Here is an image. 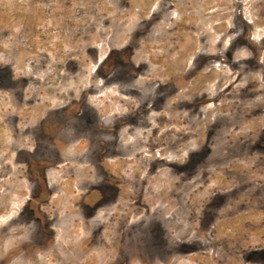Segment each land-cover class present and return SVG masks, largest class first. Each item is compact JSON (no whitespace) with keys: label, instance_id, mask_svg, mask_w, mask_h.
Returning a JSON list of instances; mask_svg holds the SVG:
<instances>
[{"label":"rangeland","instance_id":"obj_1","mask_svg":"<svg viewBox=\"0 0 264 264\" xmlns=\"http://www.w3.org/2000/svg\"><path fill=\"white\" fill-rule=\"evenodd\" d=\"M74 116L41 180L40 121ZM44 223L51 249L28 248ZM170 234L204 241L173 264H264V0H0V264L112 263L119 246L171 264Z\"/></svg>","mask_w":264,"mask_h":264},{"label":"flooded vegetation","instance_id":"obj_2","mask_svg":"<svg viewBox=\"0 0 264 264\" xmlns=\"http://www.w3.org/2000/svg\"><path fill=\"white\" fill-rule=\"evenodd\" d=\"M132 48H124L120 53L119 56H121L122 59H124V61H120V63L125 66H128V70H127V74L124 75L125 77H130L133 78L137 75H139L142 71V69L140 70L139 68L136 69L133 64L131 63V57H132ZM109 59V56L105 57L104 61L102 62L103 64ZM104 80L105 84H109L110 83V75L108 73V71L106 73H104L101 77ZM127 81H130V79H128ZM162 88L164 86H167L168 89L167 90H171V92H174L175 86L174 83H164L162 84ZM155 94V93H154ZM155 103V102H154ZM151 102V107L152 109H156L158 106L156 104H154ZM59 112H56L54 115L59 116ZM50 114H48L46 117H48ZM44 117L40 123L39 126L41 127L43 125V123L48 122L47 126L48 129L47 131H50L49 133H41V134H37L34 136L35 138V143H34V148L32 149V151H30L29 153H26L27 156V164H41L40 166H36L38 169V172L41 174V180H45V173L47 171L48 168L50 167H54L59 165L62 161V156L61 155V150L67 146L70 142L73 141V139L76 138L77 135L73 134L72 132L75 131L73 128V125L70 124L71 121L74 120L75 124H78V121L80 122V124H84V120L81 117H77L74 116L72 118H70L69 120H63L61 118H56V122H49L48 118ZM130 124H133V122H131ZM46 129V128H45ZM46 131V130H45ZM70 132V133H67ZM77 132V131H76ZM81 137H85L88 141H90L91 143L95 142V144H97V149L98 150H102V148L104 149V152L101 153V156L104 155V157L106 158H111L115 156V153L113 149L114 146L118 147L119 149V140L117 143V139L115 138V136H113L110 140L108 139V136L104 135L103 137H101L100 139H94L91 138L88 134H79ZM104 142V144H103ZM89 149L91 150V153L89 154L84 153L83 155H81L82 157L84 156V158H80L81 161L87 162V163H92L91 161L93 160V158L91 156L93 151H94V146L89 144ZM96 151V150H95ZM64 156L69 153V151L67 152V150H64ZM110 154V155H109ZM80 156V157H81ZM66 157V156H65ZM67 158V157H66ZM188 170V168H187ZM221 200L225 201L226 197H219ZM36 199L35 197L31 200ZM116 199L115 196H111L110 194H108L107 196H105L106 202H113ZM45 201V199L43 200ZM88 210V208H87ZM91 210V209H90ZM89 210V211H90ZM46 220V219H44ZM203 226V225H202ZM92 233V232H91ZM188 232L184 233V236L187 235ZM92 236V234H91ZM91 236L89 238H91ZM173 234H170L169 236V246H168V253H167V258L168 261H170L171 264H173V259L176 258H186L188 254L197 251L200 247H202L201 243H204V241L201 240H197L196 239V235H192L190 237H188L189 239L186 240L187 241H192V245L186 246V247H176L174 246L175 242H179V243H183L184 241L181 240V238H177L176 240L173 239ZM54 240H55V234L52 231V226L50 223H44L43 225L39 224V228L38 230H36V236H30L27 240H26V246L28 248H35V250L38 251H47L49 249H51L52 245L54 244ZM89 245L91 246L93 244L92 239L88 240ZM121 243H124V239L121 240ZM187 244V243H186ZM71 245V243H70ZM123 246H119L117 247V255H115V257L113 258V260L115 262H105L103 264H125L123 256L121 255V251ZM140 252V251H139ZM33 253V251H32ZM65 257L67 259H73L76 258V253L74 252V250L72 252L69 251V253H66ZM167 261V262H168ZM70 262V261H69Z\"/></svg>","mask_w":264,"mask_h":264},{"label":"bare ground","instance_id":"obj_3","mask_svg":"<svg viewBox=\"0 0 264 264\" xmlns=\"http://www.w3.org/2000/svg\"><path fill=\"white\" fill-rule=\"evenodd\" d=\"M183 262V261H182ZM178 263V262H177Z\"/></svg>","mask_w":264,"mask_h":264}]
</instances>
